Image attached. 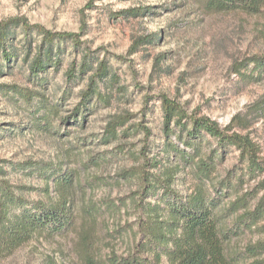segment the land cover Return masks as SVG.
<instances>
[{"label": "rangeland", "instance_id": "obj_1", "mask_svg": "<svg viewBox=\"0 0 264 264\" xmlns=\"http://www.w3.org/2000/svg\"><path fill=\"white\" fill-rule=\"evenodd\" d=\"M134 7H149L150 12L117 14ZM11 17L76 33L79 43L58 42L61 63L32 75L26 57L36 52L42 36L34 33L27 42L18 30L11 41L12 60L0 62V160H7L9 170L0 175V183L8 180L17 195L49 204L60 200L53 179L15 169L9 162H52L73 172L77 183L69 197L76 223L53 236L35 234L12 252L0 248V264H95L78 249L81 236H86V251L92 248L97 264H106L113 251H133L140 238L136 198L142 188L139 167L146 157L141 151L164 156L163 96L188 113L249 134L264 156V78L252 75L246 64L250 56L264 55V15L204 14L194 0H0V21ZM153 34L155 40L133 48L136 39ZM102 62L109 72L97 78L98 93L85 105L84 124L62 123L80 104ZM83 63L86 71L81 72ZM72 68L76 75L69 77ZM19 89L38 91L48 101L35 97L28 102ZM50 106L60 114H52V125L45 130L39 120ZM117 116L126 121L117 127V138L105 141L106 126ZM238 158L239 151L231 148L220 174ZM195 184L189 168L175 180L184 194ZM255 186L251 180L243 188ZM258 241H264V231L247 232L233 243L243 250Z\"/></svg>", "mask_w": 264, "mask_h": 264}, {"label": "trees", "instance_id": "obj_2", "mask_svg": "<svg viewBox=\"0 0 264 264\" xmlns=\"http://www.w3.org/2000/svg\"><path fill=\"white\" fill-rule=\"evenodd\" d=\"M194 1L204 14L241 12L264 15V0ZM149 12V7H134L120 10L117 14L138 17ZM18 30L25 33L26 41L34 33L42 36L36 52L28 53L26 57L32 75L61 63L60 50L56 48L58 42L69 40L79 43L76 33L56 32L41 24L11 17L0 21V62L12 60L9 50L11 41L18 37ZM156 37L157 34L139 37L133 48L152 42ZM246 64L250 65L252 75L264 78V55H252L246 59ZM80 67L81 72L86 71V63ZM108 72L107 64L100 63L88 88L81 94L80 104L72 115L61 119L62 123L84 124L85 105L91 104L98 93L97 78H104ZM75 75L72 68L69 77ZM18 92L28 102L35 97L48 101L38 91L19 89ZM82 106L84 110H81ZM161 109L166 139L161 150L164 156H148L141 151L142 158L146 157L139 167L142 188L136 198L140 211L137 226L140 238L133 251L127 255L113 251L106 264H165V259L167 264H243L248 258H254L251 264H264V258L258 257L264 254V241L250 242L243 250L233 243L234 238L247 232L264 231V156L259 145L249 134L233 130L232 125L222 126L209 116L188 113L181 104L166 96L162 97ZM48 110L39 120V124L44 123L45 130L52 125V114H60L58 107L50 106ZM121 118L117 116L107 124L105 141L118 137L117 127L126 121H120ZM173 135L182 145L172 139ZM231 148L239 151L238 162L222 175L220 167ZM9 163L15 169L38 174L48 181L53 179L60 200L49 204L40 200L30 201L17 195L8 180H1L0 248L12 252L35 234L53 236L70 230L76 223L69 197L70 189L77 183L75 174L52 162ZM7 164V160H0V175L3 177L9 172ZM185 168L192 171L196 181L186 194L175 187L178 174ZM150 169L156 172H149ZM251 180L256 181V186L244 190V183ZM84 238L86 236L80 237L78 249L85 258L87 255L88 261L97 264L98 261L92 258V248L86 251Z\"/></svg>", "mask_w": 264, "mask_h": 264}]
</instances>
